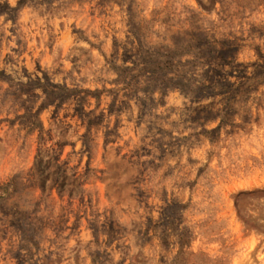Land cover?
<instances>
[{"label": "rangeland", "instance_id": "rangeland-1", "mask_svg": "<svg viewBox=\"0 0 264 264\" xmlns=\"http://www.w3.org/2000/svg\"><path fill=\"white\" fill-rule=\"evenodd\" d=\"M0 264H264V0H0Z\"/></svg>", "mask_w": 264, "mask_h": 264}]
</instances>
